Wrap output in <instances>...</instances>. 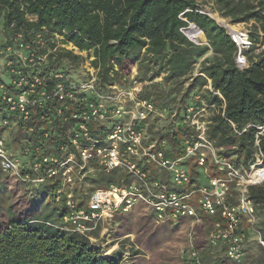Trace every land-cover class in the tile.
Segmentation results:
<instances>
[{"label": "trees", "instance_id": "obj_1", "mask_svg": "<svg viewBox=\"0 0 264 264\" xmlns=\"http://www.w3.org/2000/svg\"><path fill=\"white\" fill-rule=\"evenodd\" d=\"M198 1L0 0L4 47L23 46L30 54L29 59L35 57L41 76L50 79L47 80L50 88L55 73L64 71L63 62L69 61L74 67L83 61L74 50H56L58 34L64 36V44H71L80 52H93L92 66L99 70L103 88L122 83L137 67V80L151 83L144 87L141 98L153 97L154 101L164 104L180 100L181 106L175 107L178 113L175 121L178 122L173 124L175 129L168 136L172 144L170 150L179 149L181 140L190 132L181 124L187 108L201 107L204 102L215 106L209 138L218 148H224L222 154H234L238 156L236 162L241 159L248 162L258 150L255 142L258 130L247 126H264V50L257 59L250 54L258 44H264V0H215L223 18L252 24L249 31L254 48L247 54L251 62L247 70L240 69L235 63L237 47L228 31L200 12ZM182 14L187 21L181 18ZM190 23L196 25L188 28V34L199 43L206 35L208 45H197L181 32ZM46 56L47 59L42 60ZM27 63L31 61L27 60ZM199 63L200 71L205 74L203 77L194 76ZM12 68L24 70L26 74L30 68H23L18 62L8 68L11 69L10 77L0 74V139L4 138L3 132L13 130L11 137L5 140L9 148L16 149L34 137L27 131L29 127H44L48 121L42 118L40 110H34L28 122L7 110L1 99V86L11 88L10 81L15 77ZM5 77L9 79L8 84L4 82ZM160 77L163 82H156ZM209 80L213 91L207 88ZM195 93L202 100L197 105L190 102ZM56 107H59L56 101L49 104L54 122L59 123L61 118L55 115ZM7 121L9 126L5 124ZM232 123L239 133L235 132ZM260 142L264 154V136ZM195 167L192 166L194 177ZM212 169L214 171L215 166L212 165ZM152 177H161L166 189H173L163 172L152 171ZM95 179L102 183H116L117 171L99 172ZM50 190L49 185L29 190L16 177L0 171V264H125L124 254L127 252L134 264L140 254L136 247L148 253L150 260L147 264H164L154 256L162 227L155 224L152 210L138 206L126 214L117 215L112 222L117 226L114 238H125L131 233L134 246H130L127 252L120 247L105 256L101 246L55 227L61 222L66 208H50L51 202L47 199ZM79 190L84 195L82 188ZM250 196L258 207L260 227L264 231V185L251 188ZM197 246L204 264H235L225 254L224 246L215 248L208 239L198 241ZM177 252L175 248L163 250L162 254L170 258ZM138 264L146 263L140 261ZM258 264H264L263 256Z\"/></svg>", "mask_w": 264, "mask_h": 264}, {"label": "built area", "instance_id": "obj_2", "mask_svg": "<svg viewBox=\"0 0 264 264\" xmlns=\"http://www.w3.org/2000/svg\"><path fill=\"white\" fill-rule=\"evenodd\" d=\"M183 15L181 18L187 21ZM223 25L237 47L235 63L242 70L249 69L247 54L254 48L251 31ZM188 27L181 32L188 34ZM31 63L21 62V66L30 67ZM200 68L199 63L194 76H205ZM98 72L95 68L86 81L73 83L59 71L50 88L46 75L12 68L15 77L10 81L11 88L1 86L7 110L27 122L34 110H40L48 125L29 127L27 131L34 137L21 144L19 153L1 138L0 171L16 177L29 190L51 186L48 202L66 208L55 227L81 235L93 244L96 233L106 229L117 215L143 206L153 211L156 225L190 224L188 245L180 254L183 264H204L195 230L206 224L210 245L224 246L225 254L235 264L247 258L246 247L252 240L264 250L261 217L250 196L251 188L264 185V154L260 148L264 126H247L258 130V150L252 163L243 159L236 162L237 155L222 154L224 148H218L209 138L215 106L203 102L201 107L187 108L181 124L190 132L179 149L170 150L165 142L151 141L145 129L155 104L138 97L144 84L136 83L127 93L135 104L133 110H127L115 96L118 86H110L114 96H104ZM207 88L213 91L211 80ZM108 99L116 104L110 107ZM54 101L59 104L55 114L61 118L59 123L54 122L49 108ZM5 124L9 126L8 121ZM232 127L238 132L233 123ZM191 158L196 160L195 177ZM200 168L208 172L205 183L199 178ZM97 171L123 172L130 180L125 185L95 187L81 195L78 191L86 177ZM152 171L163 172L173 189H166L161 177H152ZM195 195L199 196L197 204L189 203Z\"/></svg>", "mask_w": 264, "mask_h": 264}, {"label": "rangeland", "instance_id": "obj_3", "mask_svg": "<svg viewBox=\"0 0 264 264\" xmlns=\"http://www.w3.org/2000/svg\"><path fill=\"white\" fill-rule=\"evenodd\" d=\"M199 5L201 6V9L204 11H207L208 13L211 11L213 13H218V6L215 3V0H200L198 1ZM209 10V11H208ZM227 22L231 25H236L237 28L244 27L247 30H250L251 28V23L246 24V23H235L232 22L230 19L225 18ZM218 22V21H216ZM220 26H224L222 23L218 22ZM205 35V33H204ZM57 40H58V45L57 48H65L67 50H73L74 47L71 44H64V36L62 35H57ZM204 45H208L207 37L205 35L204 40L201 42ZM6 42L5 38L3 37V27H2V21L0 20V74L2 75H8L10 77V71L11 69H8L10 67V62L13 64H16L18 62H27V60L33 61L31 63V66L28 67L30 68L29 73L30 74H37L39 72H42L39 67H37V61H35V57L30 58L29 52L23 47L20 46L19 48L16 47V45L11 46L10 48H5ZM55 50V51H56ZM264 50V44H258L257 47L251 51L250 54L254 56L255 58L258 57L261 52ZM74 51L81 55L83 57V61L79 64V66H71L69 61L63 62V68L64 71H62L64 74L68 76V80L75 83L77 81H86L93 69L95 67L92 66V61L94 60V54L91 51L89 52H80L78 49H74ZM212 53V52H211ZM211 53L207 56H210ZM47 59V56L42 58V60ZM22 65V64H21ZM137 67H134L132 70V73L126 77V79H123L122 83H117L115 86H118L119 90H117V95H115L119 101L121 102L122 105H125L127 110H133L135 108V104L133 103V100L130 95L127 93L132 91V88L136 85V83H143V89L146 86L151 85L150 82H141L137 80ZM156 82H163L162 78H157L155 80ZM4 82L6 84L9 83V79L7 77L4 78ZM166 87V86H165ZM101 92L104 94V96H109L111 95V87L103 88L101 86ZM114 96V95H111ZM192 96V102L193 104L197 105L199 102H201V96L197 93H195ZM195 96V97H193ZM140 99H144L140 97V94L138 96ZM138 98V99H139ZM110 99H108L109 101ZM147 100H153V103L155 104V112L152 114L147 121V124L145 126V129H147V133L153 142H165V145H167L168 148L171 149V143L169 142L170 140L168 139V136L172 134L174 131V123L178 122L175 121L174 115L177 112V108L181 106L180 100L177 102H171V104L164 103H158L157 101H154L153 97H148ZM111 101V100H110ZM108 103L110 107H113V105L116 104V102L111 101ZM177 107V108H175ZM112 122V120H111ZM12 131H5L3 132V137L4 138H10L12 135ZM164 138V139H161ZM161 139V140H160ZM15 151L19 153L21 148H16L14 149ZM190 165H194L195 163V158L190 159ZM254 158H251L249 160V163H252ZM188 167V166H187ZM189 169V168H188ZM199 172V178L200 180L205 183L208 181V172L205 173V170L203 168L198 169ZM97 172H93L92 174L88 175L86 177V182L83 184L82 188V193L89 192L93 190L95 187H105L109 184L112 183H102L99 180L95 179V176H97ZM207 174V176H206ZM126 173L124 174L123 172H117V181L115 184L119 185H125L130 179L128 177L125 178ZM15 181V179H13ZM199 196H193V198L190 199L189 203L195 202L197 204ZM50 200V199H48ZM194 204V203H193ZM55 205L51 203V209ZM57 207V206H55ZM136 216V215H135ZM134 216V217H135ZM134 219V218H133ZM132 219V222H134ZM206 220H204L205 222ZM133 225V224H132ZM161 232L159 235V245L157 248L154 250V256L160 259L164 264H182L181 260V252L183 250H186L187 245H188V238L189 234L191 232L190 224L188 222H182L181 225L178 226H171V225H160ZM159 227V226H158ZM117 226H114L113 223L110 225H107L106 229H102L99 232V237L95 241L94 245L97 244L101 246L103 249L102 254L105 256H110L112 253L118 251L120 247L124 251L127 252L130 250V246H134V235L131 233H128L125 238L124 237H117L114 238L117 234ZM195 240L198 243V241L201 242H206L207 240V233H208V224L204 226L197 227L195 230ZM116 234V235H115ZM119 243V244H118ZM177 248L178 252L175 255V257H166L164 254H162L163 250H173ZM137 251L140 252V254L134 259V264H138V262L142 261L145 262L146 264L149 263L150 257L148 253L141 252L139 247L135 248ZM246 254H247V260H245L242 264H258L259 259L263 256L264 253L262 248L258 245L256 240H252L246 247ZM125 258V264H133L131 261L132 258L130 257V254L127 252L124 254ZM151 264V263H150Z\"/></svg>", "mask_w": 264, "mask_h": 264}, {"label": "bare ground", "instance_id": "obj_4", "mask_svg": "<svg viewBox=\"0 0 264 264\" xmlns=\"http://www.w3.org/2000/svg\"><path fill=\"white\" fill-rule=\"evenodd\" d=\"M209 11V10H208ZM210 13V15L211 16H213L215 19H216V21H220L222 24H227V25H229V27L233 30V29H237V26L236 25H231V24H229L228 22H227V20L225 19V18H223L221 15H219L218 13L216 14V13H213V12H209ZM218 21V22H219ZM192 26H195V25H193V24H191L188 28H190V27H192ZM188 30V29H187ZM186 30V31H187ZM193 39V38H192ZM194 40V39H193ZM195 42H197L196 40H194Z\"/></svg>", "mask_w": 264, "mask_h": 264}, {"label": "water", "instance_id": "obj_5", "mask_svg": "<svg viewBox=\"0 0 264 264\" xmlns=\"http://www.w3.org/2000/svg\"><path fill=\"white\" fill-rule=\"evenodd\" d=\"M202 13H204V14H206L207 16H210L212 19H214L215 21H216V19L213 17V16H211L210 15V13H208L207 11H204V12H202ZM191 24H193V25H196V24H194V23H191ZM197 27V26H196ZM198 28V27H197ZM198 30L201 32L202 31V29H199L198 28ZM203 32V31H202ZM187 35V37L192 41V42H194L195 44H198V45H201V43H199V42H195L193 39H192V37L190 36V35H188V34H186Z\"/></svg>", "mask_w": 264, "mask_h": 264}, {"label": "crops", "instance_id": "obj_6", "mask_svg": "<svg viewBox=\"0 0 264 264\" xmlns=\"http://www.w3.org/2000/svg\"><path fill=\"white\" fill-rule=\"evenodd\" d=\"M204 33V32H203ZM258 57H256L255 59H257Z\"/></svg>", "mask_w": 264, "mask_h": 264}]
</instances>
